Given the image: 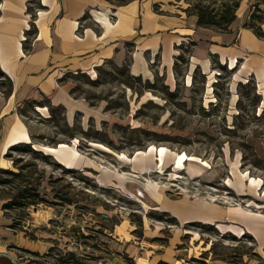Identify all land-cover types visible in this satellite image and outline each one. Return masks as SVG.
<instances>
[{
    "label": "rangeland",
    "instance_id": "374dc122",
    "mask_svg": "<svg viewBox=\"0 0 264 264\" xmlns=\"http://www.w3.org/2000/svg\"><path fill=\"white\" fill-rule=\"evenodd\" d=\"M254 1H241L237 20H247ZM176 3L186 6L182 1ZM189 55L184 52L173 80L162 68L154 80L137 79L129 73L127 64L105 63L88 73L66 71L62 82L68 85L70 95L87 105L84 112H75L72 121L67 120L63 106L49 119L51 112L47 109L51 105L43 98L35 103L24 102L18 113L25 121L38 124L40 130L32 138L34 148L64 143L78 151L80 161L77 171L64 174L60 179L64 181L56 183L61 188L72 182L64 190L69 189L74 203L40 204L38 209L30 210V219L24 216L22 224L26 230L20 225L13 229L25 231L29 238H54L53 243L60 248L69 241L82 244L80 232L87 227L108 229L122 220L132 230L135 228L134 235L143 234L147 219L154 224H169L164 221L165 211L153 198L158 196L157 190L170 199L187 197L264 213V90L251 78L233 80L228 69L218 68L209 74L199 67L195 70ZM151 146L165 147L172 153L166 154L161 169L139 170L133 159L142 157ZM121 153L130 159L121 158ZM176 153H186L206 165L199 167L193 162V168L187 160L178 166ZM46 170L47 175L52 172L47 165ZM105 172H112L109 180L114 182L102 186L97 180H103ZM53 175L60 177V169L54 170ZM43 184L42 193L53 200L47 180ZM197 222L205 223H193ZM180 225L199 238L196 249L200 253L196 258L209 250L214 241L219 254L232 252L227 247L234 250L239 246L236 251L244 253L246 264H264V246L248 233L241 238L219 231L214 224L208 230L185 222ZM228 233L230 237H220ZM95 236L87 244L104 238L101 233ZM19 255L25 264L54 263L52 258L26 249L20 250ZM212 256L209 253L206 261L210 262ZM95 257L105 258V254Z\"/></svg>",
    "mask_w": 264,
    "mask_h": 264
},
{
    "label": "crops",
    "instance_id": "0c3cea01",
    "mask_svg": "<svg viewBox=\"0 0 264 264\" xmlns=\"http://www.w3.org/2000/svg\"><path fill=\"white\" fill-rule=\"evenodd\" d=\"M29 1L0 0V68L13 83L8 96L0 92V168L11 166L4 156L10 145L32 142L40 131L38 124L25 121L18 113L24 102L43 98L52 107L63 106L68 121L73 120L75 112L86 110V103L73 98L68 85L62 82L66 71L88 73L105 63L127 64L132 76L151 81L162 68L173 80L181 47L195 42L189 55L193 68L209 74L224 66L237 82L252 78L260 87L264 85V38L244 27L242 20L235 19L229 31L221 32L199 26L197 16L187 14L181 9L184 5L173 0H130L124 4L110 0H39L42 7L32 12L27 9ZM55 148L64 161L56 153L38 149L66 167L77 166L80 155L63 152L60 145ZM148 155L133 159L139 170L155 167ZM110 173H103V180L97 183L105 186L114 182L109 180ZM158 191L153 198L172 217L164 220L169 224H154L147 219L139 235L133 234L135 228L132 230L125 220L100 232L101 226L87 227L83 233L89 238H83L82 244L69 241L64 248L54 244V238L31 239L25 231L11 228V219L4 215L0 203V264H25L20 250L44 256L54 245L79 256L105 254V258L95 257L89 264H131L127 257L133 264H190L187 260L200 253L196 249L199 238L180 223L194 221L212 223L219 231L222 225L223 231L232 233L231 229L242 228L264 246V213L187 197L170 199ZM96 233L104 238L87 244ZM217 262L224 263L210 261Z\"/></svg>",
    "mask_w": 264,
    "mask_h": 264
},
{
    "label": "trees",
    "instance_id": "16d2710c",
    "mask_svg": "<svg viewBox=\"0 0 264 264\" xmlns=\"http://www.w3.org/2000/svg\"><path fill=\"white\" fill-rule=\"evenodd\" d=\"M117 4H124L130 0H110ZM175 2H184L186 6L181 7L183 11L187 14H194L197 16V24L202 27H208L216 31L227 32L230 29V25L237 18V12L240 7L242 0H173ZM35 7H42L39 0H30L28 5V11L32 12ZM156 8V4H154ZM157 9V8H156ZM264 0H255L250 8V12L247 20L244 22L243 26L251 29L254 34L259 38H264ZM34 29L31 30L33 32ZM195 42H190L188 46H182V52L176 56L175 67L178 66L179 61L184 60V52L190 53V47L194 45ZM25 47V46H24ZM225 69L224 66H221ZM199 68H196L197 70ZM137 79H141L139 76H134ZM204 77V74H203ZM252 79V78H251ZM13 88V83L10 77H8L0 68V89L4 95L8 96ZM170 94L173 92H169ZM34 102V101H32ZM35 103V102H34ZM51 115L49 119H53L56 109H60V106L52 107L49 106ZM23 114V111H20ZM37 137V136H33ZM32 142H18L9 146L8 150L4 154L6 158L11 161L10 167L0 168V203L1 209L4 215L11 219L10 227L16 228L18 225L22 229L25 228L24 216L30 219V210L32 208L38 209L40 204L45 205H57L58 203H74L73 198L70 196L69 189L65 188L71 187L72 182H67V184L57 188L56 183L64 180L63 175L69 172L77 171L75 168H69L59 163L50 154L44 153L41 150L34 148ZM25 155H29L28 158ZM43 163V166L40 164ZM46 165L51 167L52 172L47 175ZM61 171V176L54 178L53 171ZM47 180L48 185L51 187L53 193V200L46 197V193H42L43 182ZM82 208L83 206H79ZM14 211H19L16 213ZM23 215V216H22ZM167 219H171L168 214L164 215ZM172 221V220H171ZM172 223H176L173 222ZM195 226H200L204 230L213 228V224L208 223H189ZM102 229V228H100ZM100 232V230H98ZM217 234L219 233L216 230ZM82 238H89L90 235H85L80 232ZM247 233L241 235V238L245 237ZM250 234H248L249 236ZM231 234H221V238L230 237ZM253 238L252 235L249 236ZM31 239H35L30 237ZM161 239V238H157ZM162 240V239H161ZM255 240V239H254ZM220 240H218L219 242ZM217 242H212L209 250L201 253L200 258L191 257L187 262L194 264H213L206 261L207 255L211 253L212 260L220 259L227 261L230 264H246L243 260L244 253L236 251L240 249L239 246L234 247L232 252H227L219 254L216 251ZM178 247H181L179 245ZM36 254V253H35ZM45 257H53L54 264H89L93 260V256L85 255L79 256L73 251L67 250L63 251L57 246H52L49 252L44 254ZM127 259L133 264V260L129 257ZM162 264H175L162 262Z\"/></svg>",
    "mask_w": 264,
    "mask_h": 264
},
{
    "label": "bare ground",
    "instance_id": "6f19581e",
    "mask_svg": "<svg viewBox=\"0 0 264 264\" xmlns=\"http://www.w3.org/2000/svg\"><path fill=\"white\" fill-rule=\"evenodd\" d=\"M263 90H264V85L261 87ZM18 133H21V131L20 132H18ZM41 149H43L45 152H53V153H56V155L58 156V158L60 159V160H62V161H64V158H62V157H60V155H58L57 153L58 152H56L57 151V148H55V147H49V146H39ZM60 147H61V149H62V151L64 152H68V153H70V154H73L74 156H78L79 155V153H78V151L76 150V149H74V148H72V147H70V146H68V145H66V144H64V143H61L60 144ZM167 153H172V151H170V150H168L167 148H165V147H159V148H155L154 146H151V147H149L148 149H147V151H145L143 154L144 155H142V156H146V154H149L148 155V157H149V162H154V164H155V167H157V168H159V169H161L162 168V166H163V163H164V157L166 156V154ZM119 156L121 157V158H125V159H130V158H128V157H126L124 154H119ZM138 156H140V155H137V158H136V161L138 160ZM187 160H189V162H190V167H193L194 165H193V162H196L195 164H199V165H195V166H199V167H201V166H204V165H206V163H204V162H198L196 159H193V158H191V157H188L187 155H186V153H176L175 154V161H176V165H178V166H181L184 162H186ZM66 164L67 165H70L71 163H69V162H66ZM149 167V166H148ZM194 168V167H193ZM106 169V168H105ZM153 169V167H149L147 170H152ZM106 170H109V169H106ZM199 172V171H198ZM252 182H254V183H256V184H259L258 183V181L256 180V179H252ZM219 226V225H218ZM222 230H224V226H219ZM235 234H237V235H241V234H243L244 233V230L242 229V228H238V229H231ZM141 264H143V263H141Z\"/></svg>",
    "mask_w": 264,
    "mask_h": 264
}]
</instances>
